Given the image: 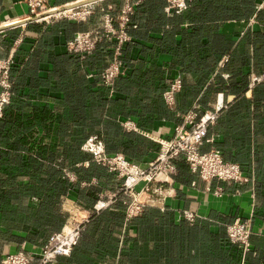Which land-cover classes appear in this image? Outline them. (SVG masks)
<instances>
[{
    "label": "crops",
    "instance_id": "0c3cea01",
    "mask_svg": "<svg viewBox=\"0 0 264 264\" xmlns=\"http://www.w3.org/2000/svg\"><path fill=\"white\" fill-rule=\"evenodd\" d=\"M26 1L0 0V26L27 20ZM77 1L48 0L51 8ZM125 1L137 2L136 29L127 31L122 74L107 88L99 74L113 44L101 41L82 60L66 43L98 29L102 10L117 15ZM186 1V11L170 14L166 0H103L89 6L83 23L33 22L0 32V60L12 61L6 110L45 109L53 130L43 137L42 125L35 128L34 143L46 153L13 150L0 158V264L20 251L39 256L65 228L67 204L78 194L93 199L116 190V176L83 151L88 140L146 168L183 117L214 110L219 94L223 108L201 150L238 164L248 183L203 182L177 160L176 175L152 186L155 217L126 221L116 203L100 211L82 204L88 216L79 239L54 264H264V0ZM175 79L182 85L169 109L162 94ZM183 211L197 215L192 223ZM235 219L252 225L246 254L227 240Z\"/></svg>",
    "mask_w": 264,
    "mask_h": 264
},
{
    "label": "built area",
    "instance_id": "2783aa9c",
    "mask_svg": "<svg viewBox=\"0 0 264 264\" xmlns=\"http://www.w3.org/2000/svg\"><path fill=\"white\" fill-rule=\"evenodd\" d=\"M81 1L83 0L72 4ZM26 5L28 7L27 19L35 18L34 23L37 24H51L60 20L85 22L92 15L89 8L81 14L75 12L79 8L67 12L65 8L71 4L61 8H51L48 0H27ZM136 5L137 2L125 1L117 15L102 10L98 29L79 32L66 43L67 53L78 56L82 60L92 54L101 41L106 40L113 44L112 54L99 74L100 84L104 87L112 88L116 79L122 74L123 47L131 42L127 31L136 29V25L131 22ZM187 8L186 0H166V10L170 14L183 13ZM55 10L60 11L53 13ZM11 67L10 59L0 60V118L11 100L12 91L9 77ZM257 81L252 80L249 87H252ZM181 85L180 79H175L167 85L162 94L167 108H174L175 97L180 92ZM218 99V105L210 112L202 113L200 116L195 112L185 115L182 124L174 129L172 136L167 140L160 141L161 148L158 155L146 168L129 162L120 154L108 155L103 147L94 140L87 141L84 151L91 155L92 162L106 169L107 172L115 174L122 181L123 194H130L131 201L124 212L126 221L136 218L145 208L153 206L152 204L156 201L153 197L152 186L156 183L162 184L165 180L176 175L177 160L183 161L189 171L197 175L203 182L215 180L237 186L248 183V178L242 175L238 164L225 161L216 149L201 150L203 144L209 142L206 138L208 127L214 124L223 108L222 95L219 94ZM140 185L142 186L137 190ZM141 197H144L143 201L139 200ZM114 200L111 198L103 203L97 202L94 206L95 211L110 207ZM182 215L189 223H192L197 216L189 211H183ZM82 224H70L68 230L65 227L60 232L51 235L37 257L20 251L5 256L1 264H32L34 261H37L38 264H54L58 257H69L79 239ZM225 231L227 240L232 245L240 248L244 254L250 251V238L253 229L249 220L235 219L226 226Z\"/></svg>",
    "mask_w": 264,
    "mask_h": 264
},
{
    "label": "trees",
    "instance_id": "16d2710c",
    "mask_svg": "<svg viewBox=\"0 0 264 264\" xmlns=\"http://www.w3.org/2000/svg\"><path fill=\"white\" fill-rule=\"evenodd\" d=\"M51 123L52 114L45 109H38L35 112L24 114L20 112H11L5 108L2 118H0V143L11 139H14L15 142L11 144L7 143L5 146L6 150L0 148V158L13 150L25 151L26 149V151L28 150L30 152L46 153V149L40 148V145L36 147L34 143V136L36 134L35 128L37 124L42 125L44 130L43 137H49L53 131ZM44 148L46 147L44 146ZM66 187L67 189L72 187L69 183L68 177L66 178ZM95 196L96 195L92 194V197ZM97 200V198H93L95 203ZM115 205L120 207L124 215L125 207H123L120 202H117ZM155 214L157 213L154 210L145 208L136 219L142 216L155 217Z\"/></svg>",
    "mask_w": 264,
    "mask_h": 264
},
{
    "label": "rangeland",
    "instance_id": "374dc122",
    "mask_svg": "<svg viewBox=\"0 0 264 264\" xmlns=\"http://www.w3.org/2000/svg\"><path fill=\"white\" fill-rule=\"evenodd\" d=\"M90 6V5H89ZM89 6H82L80 7L78 10H76L75 12H78V13H83L85 11L88 10V8H90ZM90 11H92L91 9H89ZM120 10V9H119ZM66 16H68L66 14ZM101 19V17H100ZM70 21H74V20H70ZM87 21V20H86ZM75 22H78V21H75ZM78 23H83V21H80ZM99 25H100V22H99ZM109 60V59H108ZM85 145V144H84ZM84 145L82 147L83 151H84ZM85 152V151H84ZM87 153V152H86ZM89 154V153H88ZM98 166V165H97ZM100 167V166H99ZM115 175V174H114ZM116 176V175H115ZM114 180H117V187H116V190L105 195V194H102L99 192V194H95L97 196V201L96 203L93 201V199L90 197V194H83L80 195L78 194L77 195V201H73V200H70L67 204V220H66V224H65V227L66 226H69L70 224H79V223H83V221L85 220V218L88 216V213L84 212L85 211V208L83 205H88L89 203H93L92 206H95L97 204V202H106V201H109L111 198H114L115 200L112 202V205H114L115 203L117 202H120L122 204L124 208V212H125V209H126V206L130 203V194H123L122 190H121V183L122 181L116 176V178ZM142 185L138 186L137 187V190L140 189ZM102 194V195H101ZM115 196V197H114ZM140 201H143L144 200V197H141L139 198ZM154 201V200H153ZM126 203V204H125ZM83 204V205H82ZM111 205V206H112ZM153 206H157L159 205L158 203H153L152 204ZM82 207V208H80ZM108 208V207H107ZM95 210V208H94ZM69 212V213H68ZM226 230V229H225Z\"/></svg>",
    "mask_w": 264,
    "mask_h": 264
},
{
    "label": "water",
    "instance_id": "95a60500",
    "mask_svg": "<svg viewBox=\"0 0 264 264\" xmlns=\"http://www.w3.org/2000/svg\"><path fill=\"white\" fill-rule=\"evenodd\" d=\"M101 1H103V0H83L81 2L66 6L65 9L67 10V7H72L71 9H76V8H80L82 6L91 5V4H94V3H97V2H101ZM59 11L60 10H55L53 13H56V12H59ZM34 20H35V18H29V19L21 21V22L13 23V24L6 25V26H0V32L8 30L10 28L18 27V26H21V25H24V24H27V23H33Z\"/></svg>",
    "mask_w": 264,
    "mask_h": 264
},
{
    "label": "bare ground",
    "instance_id": "6f19581e",
    "mask_svg": "<svg viewBox=\"0 0 264 264\" xmlns=\"http://www.w3.org/2000/svg\"><path fill=\"white\" fill-rule=\"evenodd\" d=\"M71 8H72V7H67V12L71 11ZM68 229H69V227L67 226V227H66V230H68Z\"/></svg>",
    "mask_w": 264,
    "mask_h": 264
}]
</instances>
